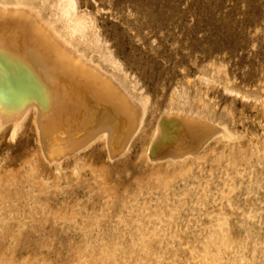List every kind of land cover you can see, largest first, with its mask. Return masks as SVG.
<instances>
[{"label": "rangeland", "instance_id": "1", "mask_svg": "<svg viewBox=\"0 0 264 264\" xmlns=\"http://www.w3.org/2000/svg\"><path fill=\"white\" fill-rule=\"evenodd\" d=\"M75 2L118 106L64 159L37 123L55 107L46 82L52 105L0 129V264H264V0ZM80 79L65 81L90 94ZM159 116L171 124L151 141ZM183 135L198 148L172 160Z\"/></svg>", "mask_w": 264, "mask_h": 264}, {"label": "bare ground", "instance_id": "2", "mask_svg": "<svg viewBox=\"0 0 264 264\" xmlns=\"http://www.w3.org/2000/svg\"><path fill=\"white\" fill-rule=\"evenodd\" d=\"M40 7L46 10V17L44 19L40 17ZM88 15L77 13L75 0H55V2H51L50 0H0V129L8 122H11L13 130L11 134L13 136L14 129H16L18 123L22 122L20 120H23L30 107L34 109L35 117L37 118V115L39 117V109L46 107L49 103L52 105L54 102L50 87L48 88L45 82L47 85H51L55 92V107L47 117L42 114L41 117L37 118L39 131L43 135L41 136L43 137L42 141L47 147V154L49 155L50 161L58 153L63 156L64 154H74L70 147L74 146L82 137L89 135L99 128H104L105 116H107L104 115L105 112L109 111L113 115L115 107L118 106L116 92L104 80L103 73L101 72L102 69L98 64L91 62L86 55L87 52L88 54H95L99 58H103L104 56L98 36L94 33L95 27L93 25V19ZM103 62L106 63L104 60ZM76 76L81 77L80 80L86 87V84H89L93 88V90L91 89L93 96L91 95L92 91L90 90L91 92L89 94V90L86 91V88L81 83H79L80 85L75 84L76 87L74 84L68 87L69 83L65 80H74L77 78ZM109 76L113 80V76L110 74ZM106 78L108 79V75ZM123 81H125V78ZM126 81L129 80L126 79ZM115 85L117 86L116 90L122 92L125 83L122 85V88L117 83ZM131 85L133 84L127 82L126 86L130 88L128 92H137L134 90L135 87H131ZM126 86L123 89L125 91L128 89ZM110 92L112 93L111 96H105L106 93ZM128 92H126V95ZM134 93L131 96L132 101L133 98H138L137 94L134 97ZM125 97L127 100V96ZM105 99L109 100V102H104L106 101ZM139 100L144 101L143 99ZM142 101L137 103H141L140 106L144 105L139 107L141 108L139 111L146 104H142ZM128 108L135 110V107L133 108L131 105H128ZM167 112H169L167 115H173V113H170L174 112L173 108L167 110ZM176 113L175 116L177 115ZM182 113L184 112L181 111ZM144 114L143 112V117ZM163 114H165V111ZM142 116L137 117L138 120L141 119L142 121ZM160 116L158 117L160 118L159 121H156L157 124L155 123L151 141L157 136L158 131L161 129L167 130L170 127L169 124L171 123L166 122ZM185 117L188 116L185 115ZM184 118L181 116L178 117L181 124L187 126ZM60 119L61 125L64 121L65 125L63 127L65 126V128L67 126L66 124H70L72 121H78L82 125L81 133L73 134L77 128L72 131H70L71 129L67 131L60 127L59 122L56 123V127L59 124V127L56 128L54 122ZM141 121L140 123L137 121V126L138 124H142ZM47 123H52V126L56 129L50 128L49 126L51 124L47 125ZM213 125V127H217L220 131L224 130V127L222 126V129L220 127L221 125L217 123ZM137 126L136 128L138 129ZM106 131L108 130L106 129ZM135 131L137 130L135 129L132 134ZM121 133H123L122 129L119 130L118 135H115L114 144L117 143L116 139ZM214 133L216 132L214 131ZM225 133L220 132V135H225L224 137L227 135L228 137V134ZM102 134H105V131ZM191 136L190 134L187 137ZM187 137L183 135L177 140L176 144L178 147L175 148V153L171 154L172 160L177 157L179 159L182 157L183 159L185 155L186 157L193 156L192 153H195L198 148L197 143L194 140H189ZM97 138L101 137L98 136L93 139L96 140ZM106 138L109 139L108 137ZM205 141L208 142V138ZM206 143L204 142V144ZM125 144L128 146V143ZM151 144L149 143L147 148L149 152L152 147ZM126 146L123 148H126ZM199 149L202 150V147ZM188 154L190 155L188 156Z\"/></svg>", "mask_w": 264, "mask_h": 264}]
</instances>
